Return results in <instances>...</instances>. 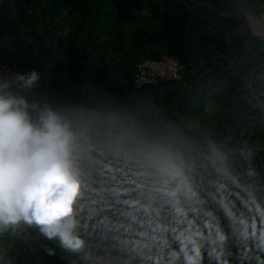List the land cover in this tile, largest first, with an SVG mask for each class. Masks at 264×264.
I'll return each mask as SVG.
<instances>
[{
  "label": "clouds",
  "instance_id": "clouds-1",
  "mask_svg": "<svg viewBox=\"0 0 264 264\" xmlns=\"http://www.w3.org/2000/svg\"><path fill=\"white\" fill-rule=\"evenodd\" d=\"M41 81L0 71V236L68 264H264V155Z\"/></svg>",
  "mask_w": 264,
  "mask_h": 264
},
{
  "label": "crops",
  "instance_id": "crops-1",
  "mask_svg": "<svg viewBox=\"0 0 264 264\" xmlns=\"http://www.w3.org/2000/svg\"><path fill=\"white\" fill-rule=\"evenodd\" d=\"M205 1V14L193 9L166 13L174 25L168 46L161 33L158 42L146 43L147 57H157L161 52L177 57L184 65L181 78L141 90L131 88L124 92L123 101L130 107L153 106L152 111L158 116L184 131H207L230 147H242L246 141L247 146L264 155V38L247 39L242 16L248 8H264V0ZM65 12L50 11V19L41 28L36 16L42 18L43 12L34 13L35 21L30 16L28 21H20L14 4L5 6L0 18V61L17 64L26 62V56H35V61L40 60L36 62L38 66L45 65L39 66L44 68L39 73L45 74L48 94L57 89L55 75H71L77 61L74 64L75 59L69 56H85V44L80 41L83 27L72 30L70 20H64ZM176 28L180 30L175 31ZM162 38L164 43L160 42ZM102 50L100 47V54ZM116 51L111 48L106 56H125ZM130 62L114 60L117 69L107 71L117 73ZM3 236L0 264H68L59 250L49 256L44 247L52 245L38 240L32 230Z\"/></svg>",
  "mask_w": 264,
  "mask_h": 264
},
{
  "label": "rangeland",
  "instance_id": "rangeland-1",
  "mask_svg": "<svg viewBox=\"0 0 264 264\" xmlns=\"http://www.w3.org/2000/svg\"><path fill=\"white\" fill-rule=\"evenodd\" d=\"M128 2L135 4L132 14L134 18L130 21L118 18L117 9L111 0H75L70 6L64 8L66 10L64 20H70L72 30L83 27L80 41L82 40L85 44V56H69L71 60L75 59L74 64L77 61L75 67L71 69V75L68 77L55 75L58 82L57 89L50 91L49 94L46 89L45 74L41 73L42 81L39 93L50 97L54 95V101L69 100L75 97L81 103H86L102 98L120 106H127L123 101L125 100L124 92L131 88L134 89L132 86L133 67L136 62L148 56L146 55V43L158 42V34L161 33V36L164 34V39L166 38V45L170 44L168 38L173 36L174 25L166 13L180 9L190 12L193 9L198 14L201 12L205 14L204 8L207 5L205 0H128ZM11 4L17 7L20 13L17 19L20 21H28L29 16L30 20L35 21L34 13L37 15L43 12L42 18L36 16L37 26L40 28L50 19L48 14L50 11L52 12L51 4L53 5L52 0H14L7 5ZM7 5H4L0 0V18L4 16V7ZM161 15H165V17L163 18ZM188 20L189 14L185 22L189 23ZM179 30V28L175 29V31ZM164 39L160 42L164 43ZM172 40L170 39L171 42ZM100 47L104 48L101 54ZM111 48H115L116 53L119 52L125 56H106L111 53ZM125 59L131 61V65L124 66L117 73L107 71L117 69L112 63L114 60ZM25 61L17 64L3 63L21 72L33 69L39 72L44 69L39 68V66L45 65L40 63L38 66L37 63L40 60L35 61V56H26ZM3 239L4 236H0V240ZM0 246H4V244L2 243Z\"/></svg>",
  "mask_w": 264,
  "mask_h": 264
},
{
  "label": "built area",
  "instance_id": "built-area-1",
  "mask_svg": "<svg viewBox=\"0 0 264 264\" xmlns=\"http://www.w3.org/2000/svg\"><path fill=\"white\" fill-rule=\"evenodd\" d=\"M242 16L246 37L250 40L264 38V8L246 9ZM0 65L3 66L0 71L21 72L1 61ZM183 69L184 65L180 60L169 53H162L157 57H146L136 62L133 67L132 86L135 90H141L148 86L177 81L181 78Z\"/></svg>",
  "mask_w": 264,
  "mask_h": 264
},
{
  "label": "trees",
  "instance_id": "trees-1",
  "mask_svg": "<svg viewBox=\"0 0 264 264\" xmlns=\"http://www.w3.org/2000/svg\"><path fill=\"white\" fill-rule=\"evenodd\" d=\"M4 5L11 3L14 0H2ZM75 0H52L53 5L51 4V10L53 13H57L64 9L65 7L70 6ZM113 6L117 9L118 18L124 20H132L134 12V5L130 4L128 0H111Z\"/></svg>",
  "mask_w": 264,
  "mask_h": 264
}]
</instances>
